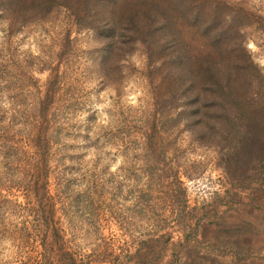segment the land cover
<instances>
[{
    "label": "rangeland",
    "instance_id": "obj_1",
    "mask_svg": "<svg viewBox=\"0 0 264 264\" xmlns=\"http://www.w3.org/2000/svg\"><path fill=\"white\" fill-rule=\"evenodd\" d=\"M212 6L194 90L149 41L104 59L81 12L0 17V264H264V0Z\"/></svg>",
    "mask_w": 264,
    "mask_h": 264
},
{
    "label": "trees",
    "instance_id": "obj_2",
    "mask_svg": "<svg viewBox=\"0 0 264 264\" xmlns=\"http://www.w3.org/2000/svg\"><path fill=\"white\" fill-rule=\"evenodd\" d=\"M212 1L0 0V17L14 30L15 27L22 28L31 24V21L42 22L56 10L71 9L77 16L81 12L85 15V28L96 31L101 37L104 59H123L130 45L133 48L136 44H146L149 41L150 45L157 46L156 50L163 57L172 84L177 75L176 79L189 86L190 89L187 90H194L196 87L204 88L203 84L209 80L207 78L210 73L217 74L218 71L212 68L215 66L208 54H193L189 45L184 43L183 28L188 27L194 31V35L205 39V45L221 47L219 44L223 37V27L221 22L217 23L213 18ZM223 24L227 25L226 22ZM212 29H217V34ZM44 115L45 113L41 114L42 117ZM41 157L37 162L38 167L44 165L43 169H46V157ZM38 174L39 177L42 176L41 172ZM43 176L46 178L47 173ZM46 188L45 181L43 189L47 193Z\"/></svg>",
    "mask_w": 264,
    "mask_h": 264
}]
</instances>
